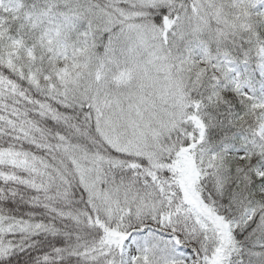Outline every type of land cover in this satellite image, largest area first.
<instances>
[{"label":"snow or ice","instance_id":"snow-or-ice-1","mask_svg":"<svg viewBox=\"0 0 264 264\" xmlns=\"http://www.w3.org/2000/svg\"><path fill=\"white\" fill-rule=\"evenodd\" d=\"M0 264H264V0H0Z\"/></svg>","mask_w":264,"mask_h":264}]
</instances>
